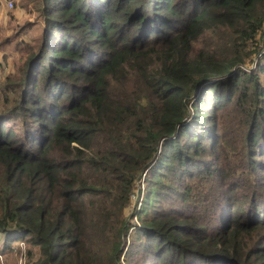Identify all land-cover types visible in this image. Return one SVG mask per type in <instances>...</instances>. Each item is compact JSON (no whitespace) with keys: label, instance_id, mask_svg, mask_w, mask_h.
<instances>
[{"label":"trees","instance_id":"1","mask_svg":"<svg viewBox=\"0 0 264 264\" xmlns=\"http://www.w3.org/2000/svg\"><path fill=\"white\" fill-rule=\"evenodd\" d=\"M28 2L39 34L0 41L3 247L264 264V0Z\"/></svg>","mask_w":264,"mask_h":264},{"label":"rangeland","instance_id":"2","mask_svg":"<svg viewBox=\"0 0 264 264\" xmlns=\"http://www.w3.org/2000/svg\"><path fill=\"white\" fill-rule=\"evenodd\" d=\"M29 0H0V41L7 38L19 41L30 39L31 36L39 34L41 21L39 14L35 12V3ZM21 34V35H19ZM14 46V44H13ZM10 53H13L10 51ZM0 85L4 79L15 71L16 60L12 57L7 62L3 58V52L0 53ZM142 195L146 193L147 184H141ZM139 188L134 192L133 206L127 211V215H133L135 205L139 199ZM137 219L134 220V223ZM140 225L137 226L139 228ZM132 243V238L127 242L128 247ZM30 247L28 243H14L11 248H4L0 237V264H32L29 262ZM3 253V254H2Z\"/></svg>","mask_w":264,"mask_h":264},{"label":"built area","instance_id":"3","mask_svg":"<svg viewBox=\"0 0 264 264\" xmlns=\"http://www.w3.org/2000/svg\"><path fill=\"white\" fill-rule=\"evenodd\" d=\"M140 190H141V188L139 189V192H140ZM141 192H142V190H141ZM137 222V221H136Z\"/></svg>","mask_w":264,"mask_h":264}]
</instances>
